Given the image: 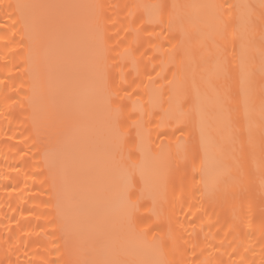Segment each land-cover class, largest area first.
I'll return each mask as SVG.
<instances>
[{"label":"bare ground","instance_id":"6f19581e","mask_svg":"<svg viewBox=\"0 0 264 264\" xmlns=\"http://www.w3.org/2000/svg\"><path fill=\"white\" fill-rule=\"evenodd\" d=\"M142 2L157 0H0V264H70L98 217L125 264H264V74L258 56L252 81L248 66L240 65L246 10L212 7L261 0H167L208 6L187 10L191 21H184V35L166 25H146L144 31L140 14L129 16L126 7ZM16 4L85 7L74 10L75 23L53 19L40 38L31 28V10L21 17L6 7ZM179 12L183 19L185 10ZM229 14L228 39L220 40L221 21ZM101 31L115 49L110 55L122 57L113 61L120 67L111 80L125 106L123 118L140 122L153 154L168 164L159 176L151 164L146 167L155 203L140 201L132 227L116 217L118 201L98 166L111 137L108 110L93 104ZM256 39L258 48V34ZM188 46L191 54L185 55ZM225 58L230 103L223 80H213L217 95L201 79ZM178 69L177 82L169 84ZM182 78L190 121L178 107ZM129 131L135 139L136 129Z\"/></svg>","mask_w":264,"mask_h":264},{"label":"snow or ice","instance_id":"6c2138e0","mask_svg":"<svg viewBox=\"0 0 264 264\" xmlns=\"http://www.w3.org/2000/svg\"><path fill=\"white\" fill-rule=\"evenodd\" d=\"M8 8H15L21 17L24 15V10H31V28L39 35L40 38L46 36L49 25L53 19H60L69 23H75L74 10L85 7L84 5L76 4H16L7 5ZM93 7L99 9L102 5H94ZM132 11L129 16L134 13L140 15L137 19L140 21L141 28L148 31L146 25H166L167 30L171 31L178 28L182 35H184V21H191V16L187 12L188 9L208 7L206 5H191V4H169L167 0H157V2H142L131 5H126ZM212 7L220 9H244L246 10V26L242 32L239 33L240 40V65L248 66L249 80L254 79V68L257 56L260 61V71L264 74V0H261L259 5L243 4V5H215ZM185 10L184 17L181 19L179 10ZM56 13H64L65 15L57 17ZM16 19V17H13ZM232 19L229 14L228 20H222L223 30L218 35L220 40L226 41L228 39L227 29L229 21ZM140 29L135 31L139 32ZM237 30L233 29L232 35L236 36ZM257 34L260 38V46L257 48ZM15 35V33H13ZM28 39H32V32H26ZM100 41L97 50V59L93 66L98 87L95 92L93 100L94 105H99L106 108L110 114L108 126L111 132L110 143L105 157L98 162L99 168L103 172L104 181L108 189L118 201V208L115 215L123 223L129 227L135 224V214L139 210L140 201L144 199L152 200L155 203V197L150 190V180L146 175L145 169L152 165L153 174L160 175V169L168 166L167 161L161 160L159 153L153 154L148 142L145 139V134L140 130V122L133 121L131 124L123 118L125 106L119 101L121 99L120 92L113 87L111 80V72L114 68L120 67L119 63H113L122 57H113L110 55L111 51L104 41L103 32H98ZM219 47V45H217ZM233 55L235 56V45L233 44ZM127 52V49L125 50ZM185 55L191 54L190 46L184 48ZM183 61H181V66ZM231 65L225 58L222 62L216 60L213 64V69L207 71L201 76L206 87L211 92L219 95L220 91L213 80H223L224 83V99L226 103L231 102V97L228 95L227 82L231 79L230 73ZM174 74L173 80L169 84L177 82V75ZM195 71L192 73V86L195 87ZM151 79V77H150ZM180 95L178 97V107L180 108V115L185 120L191 118L193 109L188 108L183 110V101L189 99L188 83L186 78H182L178 82ZM127 95V93H125ZM172 97H169L171 99ZM261 106V123L264 126V84L261 86L260 95ZM130 119V117H129ZM136 129V138L130 136V129ZM183 134V133H182ZM264 151V143L261 145ZM195 154L198 151L196 146L191 149ZM203 161H201V171H203ZM139 173L140 180L136 181L135 177ZM137 183L141 187L137 188ZM168 177L165 174L162 177V184L166 190ZM139 193V195H137ZM77 189L73 188V199H76ZM98 216V214H97ZM99 222L94 221V228L90 233L89 238L82 239L78 242L79 257L70 262V264H125L120 258L121 251L117 248L114 242L110 241L105 234L103 228L102 218ZM141 235H144L143 233ZM89 240L92 243H89ZM156 264H169L168 261H159Z\"/></svg>","mask_w":264,"mask_h":264}]
</instances>
